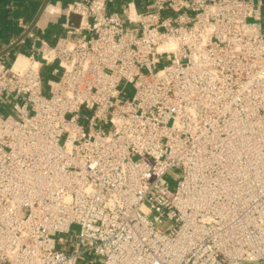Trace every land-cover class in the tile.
I'll return each instance as SVG.
<instances>
[{
	"label": "built area",
	"instance_id": "1",
	"mask_svg": "<svg viewBox=\"0 0 264 264\" xmlns=\"http://www.w3.org/2000/svg\"><path fill=\"white\" fill-rule=\"evenodd\" d=\"M143 3L0 52V264H264V0Z\"/></svg>",
	"mask_w": 264,
	"mask_h": 264
},
{
	"label": "crops",
	"instance_id": "2",
	"mask_svg": "<svg viewBox=\"0 0 264 264\" xmlns=\"http://www.w3.org/2000/svg\"><path fill=\"white\" fill-rule=\"evenodd\" d=\"M69 1L71 0H62L61 2H58V0H25L20 3L17 2L18 4L11 3L12 8L17 7L22 12L16 17L21 32L19 31L17 35L0 38V52L8 49L11 58L18 52H29L34 36H50L55 41L58 36L65 33V28L63 27L66 19L65 6ZM118 2L122 3L123 0H118ZM47 3L54 4L53 12H42ZM73 18L75 21L77 20L75 16ZM22 36L28 37L25 42L16 44V40Z\"/></svg>",
	"mask_w": 264,
	"mask_h": 264
},
{
	"label": "trees",
	"instance_id": "3",
	"mask_svg": "<svg viewBox=\"0 0 264 264\" xmlns=\"http://www.w3.org/2000/svg\"><path fill=\"white\" fill-rule=\"evenodd\" d=\"M24 1L25 0H0V38L17 35L19 31L21 32V28L18 25V20L16 17L22 12L17 7L12 8L11 3L18 4ZM138 5L140 8L145 7L143 0H138ZM47 37L53 41V38L50 36ZM51 69L52 67L50 66L43 70V75L45 78L49 77Z\"/></svg>",
	"mask_w": 264,
	"mask_h": 264
},
{
	"label": "rangeland",
	"instance_id": "4",
	"mask_svg": "<svg viewBox=\"0 0 264 264\" xmlns=\"http://www.w3.org/2000/svg\"><path fill=\"white\" fill-rule=\"evenodd\" d=\"M52 9H54V8H52ZM127 89H128L129 94L132 95L133 94V88L131 86H129ZM4 96L6 98H9V96L7 94H4ZM7 113H9V112H4L3 115L6 116ZM179 176H180V172L178 170L171 172V178L172 179H177ZM73 229L76 231V230H78V227L73 226ZM55 236H56V238H58L59 236H64V234L57 233ZM88 257H90V256H88ZM79 264H84V263L80 262Z\"/></svg>",
	"mask_w": 264,
	"mask_h": 264
},
{
	"label": "bare ground",
	"instance_id": "5",
	"mask_svg": "<svg viewBox=\"0 0 264 264\" xmlns=\"http://www.w3.org/2000/svg\"><path fill=\"white\" fill-rule=\"evenodd\" d=\"M52 8H53L52 6L51 7L49 6V8H47V9L49 12H53L54 9H52Z\"/></svg>",
	"mask_w": 264,
	"mask_h": 264
}]
</instances>
